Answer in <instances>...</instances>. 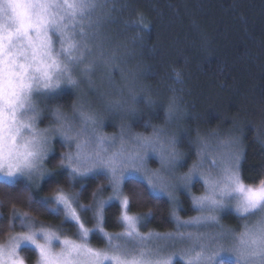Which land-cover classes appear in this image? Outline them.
Segmentation results:
<instances>
[{
    "label": "clouds",
    "instance_id": "9594fccd",
    "mask_svg": "<svg viewBox=\"0 0 264 264\" xmlns=\"http://www.w3.org/2000/svg\"><path fill=\"white\" fill-rule=\"evenodd\" d=\"M124 2L0 0V185L25 182L0 187V264H264V165L243 170L264 100L200 123L185 67L151 82L150 21Z\"/></svg>",
    "mask_w": 264,
    "mask_h": 264
},
{
    "label": "trees",
    "instance_id": "16d2710c",
    "mask_svg": "<svg viewBox=\"0 0 264 264\" xmlns=\"http://www.w3.org/2000/svg\"><path fill=\"white\" fill-rule=\"evenodd\" d=\"M123 8L133 16L143 13L150 21L146 39L153 51L146 47L145 58L151 65L152 83L158 85V77L170 66L186 68L185 101L201 117L200 123L224 124V118L242 105L251 111L253 102L264 100V0H126ZM69 98L70 93H65L64 99ZM246 138L244 176L254 179L264 165V149L253 142L250 130ZM63 177L59 172L47 178L40 192ZM98 179L102 176L89 178L85 196ZM24 183L18 180L0 187L19 191ZM138 186L144 185L135 178L125 182L128 189ZM36 196L40 199V193ZM149 199L167 206L163 197ZM118 209L116 203L106 209V227H114ZM225 220L236 223L230 214H225ZM147 223L158 224L161 230L169 224L166 217H153ZM93 241L102 243L97 234Z\"/></svg>",
    "mask_w": 264,
    "mask_h": 264
}]
</instances>
